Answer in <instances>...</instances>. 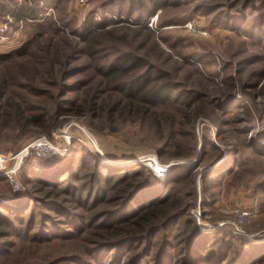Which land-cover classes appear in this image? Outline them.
I'll return each instance as SVG.
<instances>
[{
  "label": "rangeland",
  "instance_id": "obj_1",
  "mask_svg": "<svg viewBox=\"0 0 264 264\" xmlns=\"http://www.w3.org/2000/svg\"><path fill=\"white\" fill-rule=\"evenodd\" d=\"M156 1L166 2L152 14L151 0H90L86 5L79 0H60L43 18L22 27H9L11 36L0 42V54H10L27 41L33 46L27 57L0 63V76L10 80L8 94H21L20 85L38 76L47 51L60 49L69 54L76 49L73 64L79 73L68 84L92 86L100 80L95 73L98 64L107 68L126 54L144 57L151 65L169 72L181 89L209 96L205 98L207 115L199 116L195 123L196 157L187 160L171 157L169 152L161 155L164 143L159 133L138 117L121 116L105 124L101 120L91 123L75 112L62 115L60 112L66 108L63 104L73 97L81 98V91L65 95L58 108L53 99H37L49 102V109L53 107L49 111L51 133L23 129L15 121L0 127V227L13 232L6 238L9 245L0 253V264H114L120 259L119 254L110 260L109 250L92 251L86 232H82L84 217L98 213L96 220L103 213L101 205L96 207L103 195L93 189L96 181L103 185L105 177L99 180L95 176L94 159L102 165L101 170L107 167L104 173L108 168L115 173L142 168L146 189L157 190L159 196L164 188H174L184 202L193 204L178 229L163 230L152 237L157 246L143 264L194 263V258L208 255L207 247L216 256L214 264H240L243 251L264 250V12L249 9L246 17L236 14L240 19H234L235 13L222 5L223 0ZM5 2L8 4V0ZM262 6L255 3L254 9ZM91 21L108 22V27L99 32L95 61L83 54L86 27ZM107 32H112L113 38ZM133 74L122 77L112 88L120 87ZM222 94L231 95L229 109L227 104L216 109L209 103ZM251 99L255 101L251 103ZM243 108L252 114L245 125L227 112ZM41 138L50 141L55 149L50 152L53 156L44 157L40 148L31 147ZM26 150L28 155L17 171L20 189H16L6 174L14 168L16 156ZM233 150L237 155L229 174L222 169L205 176L211 166L223 162ZM64 166H73L70 197L80 196L83 208L74 211L69 207L64 213L44 202L41 207L34 205L44 196L33 191L43 171L54 168L63 180L69 177ZM181 167L186 174L194 173V184L184 181L186 174L177 170ZM178 179L183 182L174 183ZM142 194L129 204L130 208L135 210L143 204ZM122 208L123 202L105 207L103 210L110 212L98 223H110L112 214ZM132 209L117 220L131 214ZM239 211L256 215L242 220ZM221 230L227 234L219 233ZM152 238L142 246L126 247L133 262L148 253ZM126 262L127 257L123 264Z\"/></svg>",
  "mask_w": 264,
  "mask_h": 264
},
{
  "label": "trees",
  "instance_id": "obj_2",
  "mask_svg": "<svg viewBox=\"0 0 264 264\" xmlns=\"http://www.w3.org/2000/svg\"><path fill=\"white\" fill-rule=\"evenodd\" d=\"M58 1L60 0H8L7 4L3 0L0 5V23L5 24L12 20L11 27L12 25H18L22 19L43 18L45 13ZM151 1H154L152 14L165 5L166 2ZM221 3L223 6L225 5L224 7L228 5L230 12L235 13L232 16L234 19H240L237 18L236 14L246 17L245 15L249 9L264 12V0H223ZM255 3L263 4V6L259 10H255ZM107 27V21H91L86 27L87 36L84 38L83 54L93 61L96 60L99 53L101 39L99 32ZM107 33L108 36L113 38L112 32ZM32 46L33 42L27 41L10 54H0V63H7L15 58L27 57L31 53L29 51ZM75 51L76 49L69 54L63 53L60 49L52 52L47 51V56L44 59L45 64L43 63L39 69L38 76H32L28 78L25 85H20L23 89L21 94H8L7 87L10 80L2 75L0 76V127L2 124L15 121L23 129L36 128L41 133L49 134L53 130L49 111L53 107L49 109V102L42 103L41 101L36 102V100L53 99L55 104H58V108L60 103H63L61 99L65 95L81 91V98L76 99L73 97L68 100L67 104H63L66 105V108H63V111L61 110L62 115L67 112H75L77 115L90 119L91 123L101 120L105 124L112 123L121 116L138 117L149 122L151 127L159 133L164 143L160 150L161 155L169 152L168 154L171 157L187 160L196 157L195 123L199 116L207 115L205 112L208 103L205 98L209 97L207 94H199L195 90L187 92L183 88L181 89L182 86L171 78L169 72L151 65L144 57L132 54L117 58L107 68H103L98 64L95 67V73L100 80L92 86H85L82 83L68 84V80L79 73L77 66L73 64ZM132 73L135 74L120 83V87L112 88L114 83L116 84L122 77L129 76ZM53 89H58V92L54 93ZM230 97V94H222L210 100L209 103L211 105L215 104V108L218 109V105L224 106L229 103ZM249 101L253 103L255 99ZM228 105L226 106L228 109L232 107ZM227 112L235 116V121L242 119L240 124L249 123L252 115L247 108L235 109L234 111L228 110ZM91 123L90 125H93ZM241 129L248 133L245 127ZM184 141L188 148H185ZM229 155L221 163V166L207 172L205 176L215 174L222 169H225V172L229 174L233 170V166H231L232 159H235L237 152L233 150ZM64 167V169H67L65 173H69V177L63 180H60L58 172H55L54 168L43 171L42 178L38 179V184L34 186L33 191L43 193L44 196L34 205L40 206L44 202L52 209H62L64 213H68L66 209L69 210V207L74 211L83 208L85 204H81L80 196L77 199L70 197L72 181L75 178L73 166L71 168ZM94 168L95 176H99V180L105 177L104 184L101 185L96 181L93 189L98 190L99 194L103 195L102 201L96 205V207L101 205L99 209L103 212L99 219L110 212L107 209L103 210L110 204L123 202V208L114 213L111 211L113 213L111 221L113 222L110 221V223H98L99 219H94L98 213L84 217L81 220L84 225L82 232H86V241L90 244L92 251L101 252L104 250L105 252L109 250L107 255L110 260L120 254V259L115 260L114 264H123L125 257L129 259V262L125 264H132L134 258L128 252L130 249L125 250L128 245L142 246L147 239H151L163 230L178 229L182 218L193 207V204L184 202L180 192L177 194L174 188H164L163 193L159 196L157 190L150 191L146 189L143 184L145 172L142 168L117 173L114 172V169L108 168L107 173H104L107 167L104 168L105 170H101L102 165L97 164L95 159ZM177 170L185 174L187 171L184 167ZM181 180H175L174 183L179 184L183 182ZM194 180L195 175L193 173L186 174L184 181L194 184ZM60 181L66 184L69 189L61 187L58 183ZM77 193L81 195L82 191L77 190ZM141 194L144 196V202L133 210L129 204ZM131 209V214L129 213L128 216L117 220L118 216ZM33 212L31 217L35 220L36 214ZM219 233L227 234L223 230ZM12 235L13 232L10 228L0 227V253L7 249L9 241H6V238ZM156 246L157 242L153 241L152 238L148 253L144 254L140 260L134 261L135 264H143V259L149 256L151 250ZM206 249L208 250L209 247ZM132 250L135 251L136 249ZM207 250L205 251L208 255L198 256L193 259L194 263L191 261L188 264H208L210 258L213 260L210 261V264H214L216 256L210 249ZM243 253V262L240 264H264V250L251 249L245 250ZM179 264L187 263L183 261Z\"/></svg>",
  "mask_w": 264,
  "mask_h": 264
},
{
  "label": "built area",
  "instance_id": "obj_3",
  "mask_svg": "<svg viewBox=\"0 0 264 264\" xmlns=\"http://www.w3.org/2000/svg\"><path fill=\"white\" fill-rule=\"evenodd\" d=\"M89 1L90 0H79L81 5H86ZM33 21H35V19L26 18V19H22L19 22V24L22 27L25 23L33 22ZM9 27H10L9 22H6L5 24L0 23V42L9 39V37L11 36V35H9ZM33 146L36 148H40V150L42 152L41 153L42 156L47 157V158L50 157V155H51L50 152L55 150L53 148L52 144L50 143V141L47 140V138H41L38 142H36L35 145H32L31 147L33 148ZM31 147H29L27 150H29ZM27 150H26V155H28ZM54 154H56V153H54ZM26 155L20 157V154H19L18 156H16V158L14 160L15 161L14 168L11 169L6 174L8 176V178L11 179V182L14 183L16 189H20V184H19L18 177H17V171L21 165V161L26 157ZM51 156H53V154ZM239 213L241 215L242 220H245V219L250 218V217H254L256 215L255 213H252V212L239 211Z\"/></svg>",
  "mask_w": 264,
  "mask_h": 264
},
{
  "label": "water",
  "instance_id": "obj_4",
  "mask_svg": "<svg viewBox=\"0 0 264 264\" xmlns=\"http://www.w3.org/2000/svg\"><path fill=\"white\" fill-rule=\"evenodd\" d=\"M221 163H222V161H220V162L214 164L213 166H211V167L207 170V172H211V171L214 170L216 167H218ZM207 172H206V173H207Z\"/></svg>",
  "mask_w": 264,
  "mask_h": 264
},
{
  "label": "bare ground",
  "instance_id": "obj_5",
  "mask_svg": "<svg viewBox=\"0 0 264 264\" xmlns=\"http://www.w3.org/2000/svg\"><path fill=\"white\" fill-rule=\"evenodd\" d=\"M26 155V151H24L23 153L20 154V157L25 156Z\"/></svg>",
  "mask_w": 264,
  "mask_h": 264
},
{
  "label": "crops",
  "instance_id": "obj_6",
  "mask_svg": "<svg viewBox=\"0 0 264 264\" xmlns=\"http://www.w3.org/2000/svg\"><path fill=\"white\" fill-rule=\"evenodd\" d=\"M14 37V36H13Z\"/></svg>",
  "mask_w": 264,
  "mask_h": 264
}]
</instances>
